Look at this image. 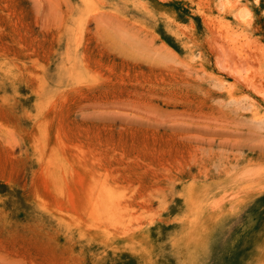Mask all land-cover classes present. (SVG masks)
<instances>
[{"label":"rangeland","instance_id":"374dc122","mask_svg":"<svg viewBox=\"0 0 264 264\" xmlns=\"http://www.w3.org/2000/svg\"><path fill=\"white\" fill-rule=\"evenodd\" d=\"M242 4L0 0V264H264V106L214 63L264 81ZM91 183L110 215L69 214Z\"/></svg>","mask_w":264,"mask_h":264},{"label":"bare ground","instance_id":"6f19581e","mask_svg":"<svg viewBox=\"0 0 264 264\" xmlns=\"http://www.w3.org/2000/svg\"><path fill=\"white\" fill-rule=\"evenodd\" d=\"M84 1L88 2L89 0H84ZM237 3L239 5V2ZM260 3L264 11V0H253V5H250V6H248V4H244V5L242 4L239 7L236 6L235 8L228 7L227 14L231 16L233 19V21L230 22L231 28L233 30L243 29L245 31L246 27L252 24L254 9H256V6L260 5ZM213 21L214 19L212 20V22ZM238 31L239 30H237V32ZM248 46H250L251 48L252 43H250ZM243 47H245V45L241 46V48ZM232 48H235V46ZM242 50L244 51L245 49H242ZM234 55L233 57L231 55L229 57L226 47L224 49L215 51L214 63L216 66V70L218 71V73H220V75L223 77V80L225 82L226 81L230 82V89L232 93L240 91L246 94L247 96L246 98H249V99H252V97L255 96L258 98V100L262 101V104L264 106V81H262L261 79L263 77L259 69H256L254 67V61H249V60L244 61L242 57H237ZM57 185L58 184H55V187ZM98 186L91 183L87 186H83L84 188L82 189L80 188L79 190H76V191H70L68 194L64 190L59 192V194L61 193L62 197L65 195L67 197L66 202L70 207V210H68V213L72 214L75 212V213H90V214L91 213H94V214L103 213L104 214L107 212L109 213L110 210L112 212L113 208L111 206V203L109 204V201H110L109 194L104 188H99ZM194 199L195 197H191L190 201L193 203ZM100 217H102L101 214H100ZM193 234H194V231H192L191 235Z\"/></svg>","mask_w":264,"mask_h":264}]
</instances>
